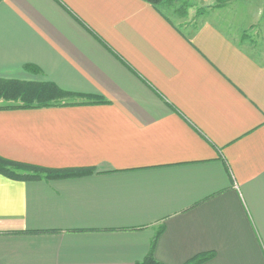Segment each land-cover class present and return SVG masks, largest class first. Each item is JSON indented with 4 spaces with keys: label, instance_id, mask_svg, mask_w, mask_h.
<instances>
[{
    "label": "crops",
    "instance_id": "crops-1",
    "mask_svg": "<svg viewBox=\"0 0 264 264\" xmlns=\"http://www.w3.org/2000/svg\"><path fill=\"white\" fill-rule=\"evenodd\" d=\"M191 9L0 0V78L84 102L0 110V157L93 169L0 174V264H264V0Z\"/></svg>",
    "mask_w": 264,
    "mask_h": 264
},
{
    "label": "trees",
    "instance_id": "trees-1",
    "mask_svg": "<svg viewBox=\"0 0 264 264\" xmlns=\"http://www.w3.org/2000/svg\"><path fill=\"white\" fill-rule=\"evenodd\" d=\"M155 8L163 7L177 13L179 16H186L187 9L194 5L190 0H143ZM178 3V6L175 4ZM222 1L213 6H221ZM207 12V7H196L195 15H202ZM27 70H35L26 66ZM82 95L70 93L58 88L50 82H33L15 79L0 78V110L4 109H26L41 108L50 106H66L83 104L84 102H73L75 98H82ZM95 102H103L97 99ZM92 168H64L48 169L35 165L11 161L0 157V174L14 180H36L41 177L48 179L70 178L87 175L92 172ZM154 236L151 242L149 253L142 261L134 264H163L154 259L152 250L156 241ZM212 253H203L194 256L183 264H201L211 258Z\"/></svg>",
    "mask_w": 264,
    "mask_h": 264
},
{
    "label": "rangeland",
    "instance_id": "rangeland-1",
    "mask_svg": "<svg viewBox=\"0 0 264 264\" xmlns=\"http://www.w3.org/2000/svg\"><path fill=\"white\" fill-rule=\"evenodd\" d=\"M191 2H195L194 3V5L192 6V9L191 10H189L190 12V16H188L187 18V20H190L191 19V15H193V13H195L194 11H195V9H196V7H207V11H208V9L209 8H212V7H218V6H213V5H215L216 3H217V0H215V2L214 3H212V4H202V3H199L198 4V2L196 1V0H190ZM219 2H221L222 1V3L224 2V0H218ZM178 5V3H176L175 4V6H177ZM193 7H195V8H193ZM167 11V10H166ZM169 14H171L172 16H173V18H174V20L176 21V22H179V20H181V19H179V17H177L178 16V14L177 13H174V12H172L171 11V9L169 10V11H167ZM196 16V15H195ZM0 104H1V101H0Z\"/></svg>",
    "mask_w": 264,
    "mask_h": 264
}]
</instances>
